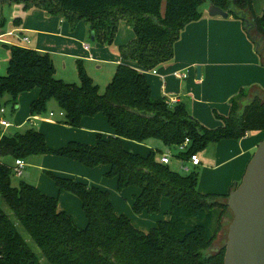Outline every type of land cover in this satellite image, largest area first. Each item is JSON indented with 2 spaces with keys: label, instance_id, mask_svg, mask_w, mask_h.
Listing matches in <instances>:
<instances>
[{
  "label": "trees",
  "instance_id": "trees-1",
  "mask_svg": "<svg viewBox=\"0 0 264 264\" xmlns=\"http://www.w3.org/2000/svg\"><path fill=\"white\" fill-rule=\"evenodd\" d=\"M163 4L164 0H0V7L20 5L27 13L40 10L61 16L72 32L85 22L102 45L114 42L121 22L135 34L131 43L120 48L123 63L103 93L81 61L79 84L66 83L56 78L49 54L17 45L8 48L7 73L0 75V111L8 98L16 109L20 96L38 90L30 107L32 117L45 113L54 100L64 113L63 125L79 128L84 118L102 114L113 134L98 135L95 146L70 142L53 151L45 135L34 128L6 134L0 127V264H224L225 248L211 250L230 211V193L201 194L196 175L171 170L161 161L160 151L147 156L130 152L125 141L158 139L177 149L189 139L184 155L188 160L212 143L264 131V99L248 100L247 90L231 100L227 116L218 115L223 124L208 129L189 114L184 103L170 105L155 99L145 76L173 60L182 31L200 21L210 4L243 22L253 16L263 39L264 10L255 16L253 0H165L164 13ZM5 25L0 10V30ZM128 62H135L139 69ZM50 154L87 168L107 166L120 191L139 190L133 198L135 214L157 213L161 199L169 198L170 219L142 232L115 212L107 190L53 176L60 193H72L80 200L87 225L78 227L70 214L59 209L57 198L24 181L14 186V166L2 162Z\"/></svg>",
  "mask_w": 264,
  "mask_h": 264
},
{
  "label": "crops",
  "instance_id": "crops-1",
  "mask_svg": "<svg viewBox=\"0 0 264 264\" xmlns=\"http://www.w3.org/2000/svg\"><path fill=\"white\" fill-rule=\"evenodd\" d=\"M164 10L165 0L162 7L163 13ZM4 17L7 22L9 20L14 24L15 29L7 33L2 29L0 37H5L7 34L15 32L16 37H11L15 40L19 39L22 41L23 38H28V43L23 42V45H27L25 48L33 49L43 54H49L56 67V74L58 64L59 66L62 65L63 68H67L68 66L74 64V61H77L76 67L78 72V62L80 61L79 59L82 58H85L86 60L87 65L84 67H86L85 69L91 77L92 75L88 71L90 66L88 65H97L96 69L100 70L102 68L101 64L107 65L111 63L115 67L114 69L117 70V67L123 63L120 54L119 58L115 61H109L107 59L103 60L102 58L109 57L107 55L102 58L98 57L97 54V56L92 54L86 55L87 49L85 39L88 25L85 22H81L78 28L72 32L70 25L65 18L61 16H49L40 10H34L27 13L20 5L7 6L4 10ZM16 19H21V21L15 24L14 21ZM245 20L246 22H243L242 20L235 18L233 15H230L227 19L222 17H210L206 8L204 17L200 21L190 23L182 31L180 39L174 45L173 60L170 63L154 70L156 71V74L153 72H145L153 97L157 100L164 101L175 99L177 100V103H184L187 107L188 104L186 102L191 93L187 92L188 88L185 82L201 81L199 82L201 85L196 86L199 87L200 91H202L205 84L204 81H208L215 85L214 87L216 90L221 89L222 92L225 93L222 97L226 99V80H229L231 72L233 73L235 71H239L246 76V80H244L246 82L243 81L242 84H234L228 99L237 96L242 88L250 89L247 90L249 92L248 100H252L256 96L264 99V62L261 55L262 50H260L261 47H263L264 50V45L262 44L261 37L257 34L255 29H253V16H246ZM89 33L91 34L90 29ZM93 41L96 40L94 39ZM88 49V51H92L91 47ZM94 50H98V48ZM9 58L10 54L7 64L4 63L5 65L2 64L4 67H0V75H5L7 73ZM128 64L139 69V66L135 62H128ZM196 66H200L201 79H192L194 68ZM188 73L190 77H188ZM176 74H185L186 77L184 79H178L175 76ZM114 75L108 84L112 81ZM68 79L69 78L63 76L62 74L60 80H65L64 82L71 83L78 82L71 80L68 81ZM93 81L96 85H98L94 79ZM101 89L102 87L100 88V91L103 93L106 88H103V90ZM26 94L20 96L18 103ZM36 94L38 96L39 91H37ZM193 95L195 97L192 101L193 105H201L204 102L196 97L195 92ZM212 95L214 97L215 104L221 102V100H218L215 90ZM37 96L35 95L33 99H36ZM205 103L207 106L212 104L210 101H205ZM49 104H51V102ZM190 106L191 104H189V107ZM31 118L32 120H28L31 121V124L18 126L16 128L25 129V131L33 129L36 125V121L39 119V116H31ZM46 119L50 122L55 121L50 117H47ZM101 120L102 119L100 118V121ZM10 125V127H13L12 124ZM112 133L113 130L111 129V132H108L107 134ZM263 140L264 131L251 132L239 140H226L210 144L206 148L208 150L210 148V151L206 152L203 160L199 154H197L201 160L200 166L203 165L202 161L205 163L210 162L216 165L214 168L216 171L214 175L216 176L215 191L217 193L222 195L229 194L235 189L236 185H238L243 179L246 169L255 155L259 143ZM45 156L48 155L33 157ZM26 165L27 163L25 161V167ZM40 167L43 168V166ZM26 182L36 185L38 188L42 189L40 184L28 181ZM59 209L61 210L60 207ZM61 211L65 212V210ZM84 225L85 221H77L78 227L82 228Z\"/></svg>",
  "mask_w": 264,
  "mask_h": 264
},
{
  "label": "rangeland",
  "instance_id": "rangeland-1",
  "mask_svg": "<svg viewBox=\"0 0 264 264\" xmlns=\"http://www.w3.org/2000/svg\"><path fill=\"white\" fill-rule=\"evenodd\" d=\"M264 0H253V8L255 16H260L262 14ZM9 5H4L0 7L2 11L3 18L4 17V10ZM7 18V17H6ZM9 18V17H8ZM15 29L14 24L8 20L6 21V25L3 30L7 33ZM89 26L86 32V39L85 45L91 47L92 51H88L86 55H98V57L102 58L104 56H109L108 58H102L103 60L115 61L119 58V50L121 47H124L131 43L135 38V34L132 28L127 23H120L117 36L112 44H106L101 46L98 41L91 40L92 34L89 33ZM2 30H0V33ZM16 34V33H15ZM13 36H5L0 41V67H4L7 64V60L9 57V47L17 45L20 47H26L27 45H23L24 41L15 40L11 38ZM4 41V42H3ZM98 48V50H94ZM261 52H264L263 47L260 48ZM96 55V56H97ZM83 62L84 66L87 65L85 58L79 59ZM264 62V61H263ZM5 63V64H4ZM4 64V65H2ZM58 64V63H57ZM77 61H74V64L68 66L67 68H63L62 65H57V74L56 78L61 79V76L69 78L68 81H78L74 82L79 84V76L77 72ZM95 65V64H94ZM90 66L89 72L92 75V79H94L97 84L103 88H106V84L111 80L112 76L115 73V67L109 63L107 65L101 64L102 68L96 69V66ZM200 66H196L194 68L192 79L198 78L197 69ZM86 68V67H85ZM180 75V74H178ZM185 75V74H184ZM183 75V76H184ZM187 75V73H186ZM185 75V77H186ZM4 76V75H2ZM176 76V75H175ZM177 77V76H176ZM188 77H190L188 73ZM178 79H181L177 77ZM184 79V78H183ZM189 80V79H188ZM246 80V76L239 71L231 72V76L229 80H226V99L222 96L225 94L220 89H215V85L211 82L204 81V86L202 91L199 90V87L196 85H201L199 82L201 81H186L187 85V92H190L191 95L187 99V110L189 114L199 122L200 125L204 126L208 129H216L220 125H222V121L218 118L219 116H227L230 112L231 108V99L229 98V94L234 86L237 83L242 84V82ZM65 81V80H62ZM102 82V83H99ZM246 82V81H244ZM71 83V82H66ZM158 83V81H157ZM203 83V82H202ZM245 84V83H243ZM105 86V87H104ZM243 86V85H241ZM219 88V87H218ZM221 88V86H220ZM201 89V88H200ZM244 90H250L247 88H242ZM241 89V90H242ZM216 93L218 96V100H221L220 103L215 104L214 97L212 93ZM240 90V91H241ZM38 91V90H37ZM37 91L29 92L19 101L18 106L14 109L12 103H10V99L8 98L6 101L8 104L5 107V114L3 115L4 119L8 121L13 127L9 129H2L6 134H14L15 132H23L25 129H17L18 126H23L26 124H31L32 120L30 114V107L32 102L35 100L33 97L37 96ZM239 91V93H240ZM194 92L196 97L202 101H204L201 105L195 104L193 105L192 101L195 98ZM39 96V94H38ZM36 97V99L38 98ZM205 101H210L212 104L207 106ZM189 104L191 106L189 107ZM191 109V110H190ZM50 112L55 113V117L52 119L55 120L54 122H50L47 120V117H50ZM100 118L102 119L100 121ZM64 121V117L61 115L60 108L58 109L57 103L52 100L51 104L48 105L47 111L41 115H39L38 121H36V128L39 132L43 133L46 137L48 147L53 150L57 151L71 142H78L84 145L95 146L97 142V136L102 135L105 138H108L112 134H107L111 132L110 125L106 118L102 114H98L93 117H86L83 119L81 126L79 128H72L62 124ZM97 130V131H94ZM101 131V132H100ZM261 143V142H260ZM259 143V144H260ZM125 148L133 152L135 154H139L142 156H147L151 151H160L161 154H166L171 157V163L169 167L171 170L180 173L181 175H196L198 178V187L197 190L199 193L208 195V194H220L215 191V179L216 176L214 173L215 166L213 163L207 162L205 163L202 161L203 165L194 167L189 161H187L184 155L187 153L188 149L180 150L179 148H168L163 144L162 141L158 139H150L144 143H137L132 141H125ZM208 149L201 150L198 152L199 156L203 160L205 154ZM27 165L23 170V177H17L14 175L13 177V185L18 186L21 182H33L35 184H40L42 189L38 188L42 193L47 196L54 197L58 199V205L61 210L67 211L74 221L77 224V221L81 220L82 222L85 221V225L82 228H85L87 225L86 216L82 210V206L80 203L79 198L69 192L60 193L53 176L55 177H68L73 178L76 181L88 184L90 186H95L101 188L103 190H107L110 193L111 201L114 205L115 212L119 215H124L129 218L134 225L135 228L142 232H149L152 228L158 225L160 221H166L170 219V213L172 210V202L169 198H162L160 202V211L157 213H149L147 211L141 214H135L133 211V198L135 195L139 193V190L135 187L128 188L124 191H120L117 186V180L115 178H111L108 176L109 168L107 166L101 165L95 168H87L80 162L62 158L53 154H50L45 157H30L25 160ZM5 164L10 166H14L15 160L12 158H4L2 160ZM40 166H43L41 168ZM185 167H188L189 170L187 171ZM208 171V172H206ZM206 172V173H205ZM242 180L240 181V183ZM239 183V184H240ZM43 190V191H42ZM233 214L229 211L226 214L225 219L223 220V229L219 233L216 241L213 244L212 252H217L219 249L225 247L227 240H228V230L231 222L233 221ZM25 238L29 240V237L25 235Z\"/></svg>",
  "mask_w": 264,
  "mask_h": 264
},
{
  "label": "water",
  "instance_id": "water-1",
  "mask_svg": "<svg viewBox=\"0 0 264 264\" xmlns=\"http://www.w3.org/2000/svg\"><path fill=\"white\" fill-rule=\"evenodd\" d=\"M207 11L210 17L230 16L212 4ZM227 205L234 218L224 247V264H264V140L258 145L242 182L230 192Z\"/></svg>",
  "mask_w": 264,
  "mask_h": 264
},
{
  "label": "built area",
  "instance_id": "built-area-1",
  "mask_svg": "<svg viewBox=\"0 0 264 264\" xmlns=\"http://www.w3.org/2000/svg\"><path fill=\"white\" fill-rule=\"evenodd\" d=\"M7 36H13V37H16V34H15V32H11V33L7 34ZM2 38H3V36L0 37V41H2ZM22 41L28 43V42H29V39H28V38H23ZM88 48H89V47L86 46V49H88ZM152 72H153L154 74H156V71H152ZM176 76L179 77V78H182V79L185 78V75L183 76V75H178V74H176ZM167 102H168V104H170V105H174V104L177 103V100H175V99H169ZM5 112H6L5 108H2L1 111H0V127H1V129H3V130H4V129H7V128L9 129L10 126H11L10 123H9L8 121H6V120L4 119V117H3V115L5 114ZM61 115L64 117V113H63V112H61ZM49 116H50V118H53V117H54V113H50ZM190 145H191L190 140H189V139H186V141H185L182 145H180L178 148H179L180 150H185V149H187ZM161 161H162L164 164H170V162H171V157H170L169 155L164 154V156L162 157ZM187 161H189V163H191L194 167H198V166H200V164H201V160H200V158L198 157L197 154H196V155H191ZM24 169H25V161L22 160V159H17V160H15V163H14V170H13L14 175L17 176V177H22V176H23V170H24ZM185 169H186L187 171L189 170L188 167H185Z\"/></svg>",
  "mask_w": 264,
  "mask_h": 264
},
{
  "label": "flooded vegetation",
  "instance_id": "flooded-vegetation-1",
  "mask_svg": "<svg viewBox=\"0 0 264 264\" xmlns=\"http://www.w3.org/2000/svg\"><path fill=\"white\" fill-rule=\"evenodd\" d=\"M252 24H253V29H255V31L257 32L256 27L254 26V23H252ZM257 34L261 37L262 44L264 45V39L262 38V36L258 32H257ZM261 55H262V58H263V61H264V52H261Z\"/></svg>",
  "mask_w": 264,
  "mask_h": 264
}]
</instances>
